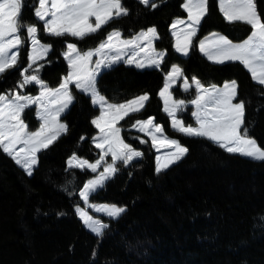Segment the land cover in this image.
<instances>
[{
	"label": "trees",
	"instance_id": "1",
	"mask_svg": "<svg viewBox=\"0 0 264 264\" xmlns=\"http://www.w3.org/2000/svg\"><path fill=\"white\" fill-rule=\"evenodd\" d=\"M183 1L153 0L158 6L152 9L138 0H122L129 15L83 40L39 34L42 43L52 45L47 57L38 61L43 64L40 79L50 88L59 86L67 74L62 55L67 43L81 51L94 49L114 29L129 38L154 26L160 37L154 46L166 56L159 69L121 62L97 77V89L109 102L119 104L144 93L150 97L141 112L131 113L118 124L125 142L144 156L127 167L118 162L120 171L89 197L92 203L126 207L115 219L99 215L108 225L102 236L89 231L75 211L82 206L79 191L95 173L67 166L73 153L90 162L98 157L91 140L97 129L91 121L100 109L89 94L72 87L73 103L60 117L68 130L37 154L39 162L31 177L0 149V264H264V162L228 153L205 137L175 131L158 95L172 65L180 66L189 81L195 76L205 86L236 80L237 101L246 102L249 135L264 148L261 86L238 62L213 63L198 50V42L210 32L240 42L250 35V26L229 24L219 12L218 1L208 0V15L193 40L195 47L182 56L174 49L170 24L174 18L187 16L181 8ZM255 4L264 20V0ZM33 11L25 7L23 19L41 27ZM28 51L29 45L21 50L22 66H26ZM19 79L16 70L5 74L0 93L12 89L32 96L38 93V85L19 89ZM180 85L178 81L173 87V97L184 99L187 106L178 118L194 125L193 105L187 102L195 98V88L185 93ZM148 117H154L169 138L188 148L180 161L159 174L151 140L131 128L136 120ZM22 118L31 130L39 126L35 106L26 109ZM136 137L148 143L141 144Z\"/></svg>",
	"mask_w": 264,
	"mask_h": 264
},
{
	"label": "snow or ice",
	"instance_id": "2",
	"mask_svg": "<svg viewBox=\"0 0 264 264\" xmlns=\"http://www.w3.org/2000/svg\"><path fill=\"white\" fill-rule=\"evenodd\" d=\"M138 3L152 9L158 6L153 0H138ZM25 7L34 10L33 16L37 22H42L41 27L23 19ZM181 8L187 13V18L173 20L170 28L173 36L184 37L183 44L178 40L175 47L186 57L195 47L193 40L208 15V0H184ZM218 9L229 24L250 26V35L240 43H233L226 36L213 32L199 41V51L213 63L238 62L243 65L251 79L261 86L260 94L264 95V20L257 12L255 0H218ZM128 15L129 9L122 0H33L32 3L27 0H0V79L16 70L20 77L17 81L19 89L39 85L36 96L21 94L15 89L0 93V149L31 177L39 162L37 154L48 149L68 130L60 117L73 103L72 87L89 94L92 104L100 109V115L91 121L99 132L91 140L101 152L94 163L75 153L67 161L68 168L88 169L92 173H97L98 168L105 164L103 171L89 179L79 191L86 204L92 193L102 189L120 171L118 162L127 167L144 156L143 152L125 142L117 125L131 113L141 112L150 99L145 93L125 103H109L97 89V77L103 70L121 62L139 69H159L166 52L158 51L154 46V41L160 38L154 26L141 30L129 39L122 38L121 32L114 29L96 48L87 51H81L74 43H67L66 50L62 52L67 62V74L58 87L50 88L40 79L39 71L43 64L38 61L47 57L52 45L42 43L39 34L42 32L51 37L83 40L100 32L114 20ZM178 26H182L179 32ZM26 45L30 46V50L27 52L26 66H22L21 50ZM94 56L98 58L93 60ZM181 80L183 92L188 93L195 88V98L187 102L195 106V111L191 113L195 126L186 125L178 118V113L183 112L187 105L184 99L173 97L172 89ZM238 88L236 80L225 81L222 86L213 84L205 87L195 76L189 81L180 66L172 65L165 74L159 96L163 99V111L171 119L170 126L175 131L190 137H205L228 153L264 162V148L249 135L250 128L245 119L246 102L237 101ZM34 105L41 123L36 131H29L22 116L26 109ZM131 128L145 133L151 140V148L158 153L162 148L168 149L155 158L157 174L180 161L188 152L187 147L165 134L164 127L155 123L154 117L136 120ZM84 139L81 137V140ZM136 139L141 144L148 143L143 138ZM108 156H111V163H106ZM88 207L111 218H118L126 212V207L115 204H88ZM75 211L87 229L97 237L103 235L107 224L94 219L79 206ZM95 255L94 251L93 257Z\"/></svg>",
	"mask_w": 264,
	"mask_h": 264
},
{
	"label": "rangeland",
	"instance_id": "3",
	"mask_svg": "<svg viewBox=\"0 0 264 264\" xmlns=\"http://www.w3.org/2000/svg\"><path fill=\"white\" fill-rule=\"evenodd\" d=\"M187 17V16H186ZM185 17V18H186ZM176 18H174L173 20H175ZM177 19H184V18H177ZM173 20H172V22H173ZM172 22H171V24H172ZM170 24V25H171ZM151 27H153V26H151ZM180 27H182V26H178V28H177V31L179 32V28ZM149 28V27H148ZM148 28H146V29H143V30H147ZM141 31V30H140ZM140 31H138V32H140ZM137 32V33H138ZM213 32H215V31H213ZM170 33H171V28H170ZM216 33H218V32H216ZM136 34V33H135ZM220 35H222L221 33H219ZM172 35V34H171ZM173 36V35H172ZM206 36H208V35H206ZM206 36H204V37H206ZM224 36V35H223ZM203 37V38H204ZM122 38H124V39H129V38H131V37H129V38H126V37H122ZM173 38H174V48L176 49V44L178 43V40H179V43L180 44H183V42H184V37L182 36V35H179L178 37L177 36H173ZM202 38V39H203ZM233 42V41H232ZM233 43H239V42H233ZM158 51H161V50H158ZM181 54V53H180ZM204 55V54H203ZM206 58H207V56H205ZM98 57H93V60H95V59H97ZM208 59V58H207ZM228 81H232V80H228ZM224 83V82H223ZM223 83L221 84V85H219V84H214V85H217V86H222L223 85ZM181 84H182V80H181ZM39 86V85H38ZM205 87H207V86H205ZM39 94V91H38V93H37V95ZM145 94V93H144ZM25 95H30V94H25ZM140 95H143V94H140ZM140 95H138V96H140ZM159 95V94H158ZM33 96H36V95H33ZM138 96H136V97H138ZM135 97V98H136ZM161 98V97H160ZM132 99H134V98H132ZM132 99H130V100H132ZM161 100H162V103H163V99L161 98ZM127 101H129V100H127ZM127 101H125V102H127ZM109 102V101H108ZM125 102H122V103H125ZM109 103H112V102H109ZM116 104V103H115ZM35 106V105H34ZM98 106V105H97ZM163 106H164V104H163ZM36 107V106H35ZM99 107V106H98ZM195 107V106H194ZM195 109V108H194ZM37 110V109H36ZM100 115V112H99V114L96 116V117H98ZM37 116V115H36ZM95 117V118H96ZM95 118H93V119H95ZM170 119V118H169ZM180 119V118H179ZM61 120V119H60ZM145 120V119H144ZM62 122V121H61ZM26 123V122H25ZM40 123H41V121L39 120V125H40ZM63 123V122H62ZM27 124V123H26ZM170 124H171V119H170ZM118 126V125H117ZM193 126H195V124L193 125ZM119 127V126H118ZM39 127H37L36 129H33V130H31V129H29V131H36L37 129H38ZM96 128V127H95ZM97 129V128H96ZM134 130H136V129H134ZM99 132V129H97V132L95 133V135H97V133ZM143 134H145V133H143ZM94 135V136H95ZM120 135H121V133H120ZM146 135V134H145ZM149 138V137H148ZM172 139V138H171ZM94 145V144H93ZM20 146L18 145L17 146V148H19ZM94 147H95V145H94ZM95 149L96 150H98V157L96 158V160L99 158V154H100V152H101V150L100 149H97L96 147H95ZM155 149V148H154ZM2 150V149H1ZM155 151H156V156L158 155V154H162L163 152H165V151H168V149H161L160 150V152L158 153L157 152V150L155 149ZM71 157V156H70ZM69 157V158H70ZM68 158V159H69ZM68 159H67V161H68ZM84 159V158H83ZM106 159V163H111V156H108V157H106L105 158ZM138 159V158H137ZM95 160V161H96ZM110 160V161H109ZM95 161H92V162H90V163H94ZM155 163H156V160H155ZM68 166V165H67ZM105 166V164H102L101 166H100V168H98V170H97V173H95L94 175H93V177L95 176V175H97L100 171H103V167ZM89 171H91V170H89ZM92 177V178H93ZM91 178V179H92ZM82 201H83V199H82ZM88 204H94V205H103V204H108V205H112V204H110V203H106V202H98V203H92V202H89L88 201ZM88 204H86L84 201L82 202V206H79L80 208H83V209H85L90 215H92L93 216V218L94 219H100V217H99V215H103V216H106L104 213H97V212H95V209L94 208H91V207H88ZM118 206V205H117ZM77 207V206H76ZM124 207V206H123ZM76 209V208H75ZM108 217V216H107ZM111 218V217H110ZM112 219H115V218H112ZM103 222V221H102ZM104 223V222H103ZM89 230V229H88ZM90 231V230H89Z\"/></svg>",
	"mask_w": 264,
	"mask_h": 264
},
{
	"label": "crops",
	"instance_id": "4",
	"mask_svg": "<svg viewBox=\"0 0 264 264\" xmlns=\"http://www.w3.org/2000/svg\"><path fill=\"white\" fill-rule=\"evenodd\" d=\"M218 1V0H217ZM187 18V17H186ZM186 18H184V19H186ZM177 19V18H176ZM210 33H213V32H210ZM210 33H208L207 35H209ZM206 36V35H205ZM240 43V42H239ZM203 54V53H202Z\"/></svg>",
	"mask_w": 264,
	"mask_h": 264
}]
</instances>
